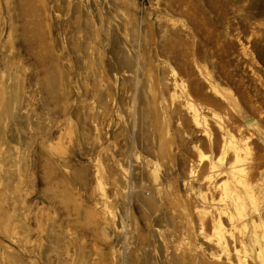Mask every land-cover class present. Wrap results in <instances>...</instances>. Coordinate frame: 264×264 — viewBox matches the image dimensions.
Returning <instances> with one entry per match:
<instances>
[{
  "label": "rangeland",
  "instance_id": "obj_1",
  "mask_svg": "<svg viewBox=\"0 0 264 264\" xmlns=\"http://www.w3.org/2000/svg\"><path fill=\"white\" fill-rule=\"evenodd\" d=\"M1 84L0 264H209L211 85L264 169V0H0Z\"/></svg>",
  "mask_w": 264,
  "mask_h": 264
},
{
  "label": "bare ground",
  "instance_id": "obj_2",
  "mask_svg": "<svg viewBox=\"0 0 264 264\" xmlns=\"http://www.w3.org/2000/svg\"><path fill=\"white\" fill-rule=\"evenodd\" d=\"M171 78L173 91H185V84L178 79L174 70L171 71ZM0 90L1 93H5L2 84ZM210 91L213 96L208 99L209 105L204 109L196 108L187 102L193 114V125L202 128L201 136L208 141L210 147H215V138L218 136L220 138V147L216 156H213L214 152L211 155L204 154L197 145L193 146V151L196 153V166L191 165L187 173V180L191 181L198 177L197 167H199L203 170L199 182L207 188L208 192L211 190L217 193L216 199L213 198L214 195L209 197L207 191L196 193L200 202L208 206L207 212H204L210 219L209 238L211 240L208 239L212 241L214 250L208 255L209 264H264V169L258 174L254 172L260 169V165L255 166L250 161L252 148L249 145L248 136L238 138L233 135L226 125V114L219 116L212 109L225 104L227 108L239 114L240 110L236 101L217 86L211 85ZM201 111L208 114L209 120L212 121L211 125L208 123L209 120L201 117ZM253 118H245L242 124L249 132L257 128ZM229 120L233 119L230 117ZM149 164L152 162L148 161ZM257 175L259 179L256 183H250V180ZM220 179L222 181L218 182ZM153 181L158 184L157 175L153 176ZM98 191L103 201L102 205L106 206L108 199L104 189L99 188ZM104 212L106 213V210ZM196 213H198L197 210ZM187 226L199 236L205 234V226L202 222L197 226L190 221ZM224 232L227 238L224 237ZM11 238L17 241L16 236ZM169 243H171L170 239L163 240L162 244L166 250ZM164 259L167 263V254ZM180 259L181 264H185L182 258Z\"/></svg>",
  "mask_w": 264,
  "mask_h": 264
}]
</instances>
